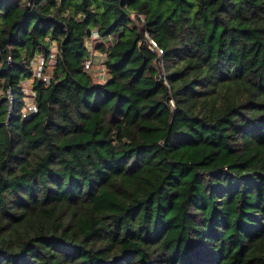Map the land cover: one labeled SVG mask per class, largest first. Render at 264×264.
Masks as SVG:
<instances>
[{"label": "trees", "instance_id": "trees-1", "mask_svg": "<svg viewBox=\"0 0 264 264\" xmlns=\"http://www.w3.org/2000/svg\"><path fill=\"white\" fill-rule=\"evenodd\" d=\"M0 90V264H264V0H0Z\"/></svg>", "mask_w": 264, "mask_h": 264}, {"label": "built area", "instance_id": "built-area-1", "mask_svg": "<svg viewBox=\"0 0 264 264\" xmlns=\"http://www.w3.org/2000/svg\"><path fill=\"white\" fill-rule=\"evenodd\" d=\"M94 36H98L97 31L94 32ZM151 42H152L154 48L159 49V54L163 55V50L161 48H159L157 42L154 39H151ZM57 55H58L57 47L53 46L49 59L45 55H38L32 60V67H33L32 76H31V78H29L23 82L24 92L27 94V97H28L27 104H26V107L24 109V115H26L27 113H34V112L38 111V108H37V105L35 102V97H36L37 92L33 87H31V88L28 87L27 83L29 81L34 82L36 79H39V80L42 79V80L46 81L47 83H50L51 76H48V74L46 73V66L50 65L51 62H53L55 64L56 59H57ZM9 59H10V57H9ZM101 66H100L99 71L101 70L104 72L105 71L104 65L102 67ZM86 67L90 70H93V68H94L93 58H90L86 61ZM32 85H33V83H32ZM5 93H7L8 97L10 99V102H12L11 91L5 92L4 90H0V96L5 94Z\"/></svg>", "mask_w": 264, "mask_h": 264}, {"label": "rangeland", "instance_id": "rangeland-1", "mask_svg": "<svg viewBox=\"0 0 264 264\" xmlns=\"http://www.w3.org/2000/svg\"><path fill=\"white\" fill-rule=\"evenodd\" d=\"M96 64H99V60L96 61ZM101 65L103 66V64H100V65L94 66L93 70H94L95 73H96V74L94 73V75H95V77L97 78V80L103 81V80H105V79L107 78V73H106V71H104V72L101 71V70L99 71ZM102 66H101V67H102ZM54 67H55V64H54L53 62H51L50 65H47V66H46V73L48 74V76H51ZM99 72H100V73H99ZM32 83H33V81H29V82L27 83V86L31 88V87H32Z\"/></svg>", "mask_w": 264, "mask_h": 264}, {"label": "crops", "instance_id": "crops-1", "mask_svg": "<svg viewBox=\"0 0 264 264\" xmlns=\"http://www.w3.org/2000/svg\"><path fill=\"white\" fill-rule=\"evenodd\" d=\"M95 37H97V36H95ZM54 46L56 47V44H54ZM96 54H97V58L99 57V60H100V58H102V57L100 56L99 52H97ZM100 64H101V62H99V64H97V65H100ZM97 65H94V66H97Z\"/></svg>", "mask_w": 264, "mask_h": 264}]
</instances>
